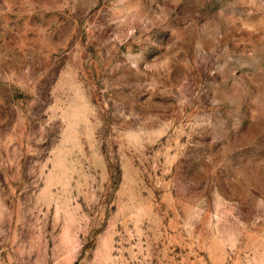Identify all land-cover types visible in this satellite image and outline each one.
Returning <instances> with one entry per match:
<instances>
[{"label": "rangeland", "instance_id": "rangeland-1", "mask_svg": "<svg viewBox=\"0 0 264 264\" xmlns=\"http://www.w3.org/2000/svg\"><path fill=\"white\" fill-rule=\"evenodd\" d=\"M0 264H264V0H0Z\"/></svg>", "mask_w": 264, "mask_h": 264}]
</instances>
